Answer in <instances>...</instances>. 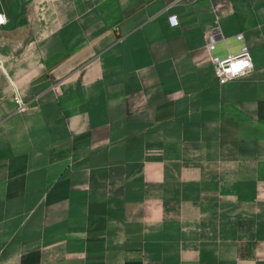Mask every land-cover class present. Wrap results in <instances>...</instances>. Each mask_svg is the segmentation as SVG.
<instances>
[{"label": "crops", "instance_id": "0c3cea01", "mask_svg": "<svg viewBox=\"0 0 264 264\" xmlns=\"http://www.w3.org/2000/svg\"><path fill=\"white\" fill-rule=\"evenodd\" d=\"M0 13V264H264V0Z\"/></svg>", "mask_w": 264, "mask_h": 264}, {"label": "built area", "instance_id": "2783aa9c", "mask_svg": "<svg viewBox=\"0 0 264 264\" xmlns=\"http://www.w3.org/2000/svg\"><path fill=\"white\" fill-rule=\"evenodd\" d=\"M171 24L176 25L175 17H171ZM6 17L0 13V27L6 25ZM237 39L243 40V35L238 34ZM214 49V44L210 42L207 44V50L211 52ZM210 61L213 66L214 74L218 81L224 82L248 75L253 70L252 57L249 48L243 45L241 51L237 55L228 56L225 59H220L216 56L210 55ZM2 61L0 60V68ZM16 109L22 112L26 109V103L22 101L19 96L14 97Z\"/></svg>", "mask_w": 264, "mask_h": 264}]
</instances>
